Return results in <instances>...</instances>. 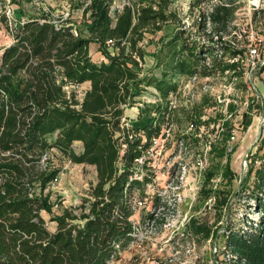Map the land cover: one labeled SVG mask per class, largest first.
Wrapping results in <instances>:
<instances>
[{
	"label": "trees",
	"instance_id": "16d2710c",
	"mask_svg": "<svg viewBox=\"0 0 264 264\" xmlns=\"http://www.w3.org/2000/svg\"><path fill=\"white\" fill-rule=\"evenodd\" d=\"M113 1L93 0L88 36L73 24L53 22L46 14L25 19L19 17L21 6L14 11L18 19L14 40L0 58V264H109L118 257L135 239L131 194L144 190L148 183L146 175H137L136 162L154 138L166 134L165 124L175 112L169 101L179 86L175 76L199 75V59L204 54L227 51L224 45L190 44L178 27L160 37L163 47L153 53L160 76L144 74L145 35L162 30L171 15L150 1L127 4L113 23ZM230 1L216 5L209 14L215 31L225 30L234 15ZM2 20L8 23L9 17L4 15ZM91 43H96L103 60L92 58ZM240 53L245 52L233 51L232 56ZM234 68L233 64L223 66L222 72ZM204 74L212 75L210 71ZM69 82H90V87L80 99L75 90L66 88ZM141 85L153 86L161 100L138 107L137 115L130 116L126 110L136 106ZM250 124L251 117L244 127ZM231 136L227 132L223 143L228 144ZM227 148L214 143L209 153L218 159L226 157L228 165ZM51 149L74 163L93 165L97 172L87 212L54 216V230L42 212H52L46 189L58 177V170L50 162L39 167ZM248 161L236 198H246L249 210L260 217L256 221L246 213L240 227L229 220L227 227H221L230 254L223 264H264V137ZM229 170L225 179L231 181ZM215 174L207 173L208 179ZM207 191L225 204L235 192L223 197L222 188ZM189 228L205 237L219 232L194 219Z\"/></svg>",
	"mask_w": 264,
	"mask_h": 264
},
{
	"label": "rangeland",
	"instance_id": "374dc122",
	"mask_svg": "<svg viewBox=\"0 0 264 264\" xmlns=\"http://www.w3.org/2000/svg\"><path fill=\"white\" fill-rule=\"evenodd\" d=\"M15 1L0 0V58L4 49L13 43L18 24L14 11L19 6L23 11L20 18L46 14L53 22L73 24L78 31L89 35L87 23L93 0ZM149 1L156 8L162 5L171 19L162 24V30L145 35L142 44L148 54L141 63L144 74L160 76L153 53L163 47L160 37L171 35L178 27L185 32L184 37L190 44L224 45L227 51H218L213 56L204 54V58L199 59L197 79L175 76L179 86L169 96L175 112L165 124L166 134L152 141L151 147L136 162L137 175L141 178L146 175L148 183L144 190L137 189L130 197L134 206L135 239L109 264H223L230 254L223 236L225 228L221 227H227L228 220L240 227L245 223L246 213L249 219L258 221L260 217L254 209L249 210L246 198L236 197L248 169V156L255 152L264 137V70L258 66L259 62L264 65V0H232L234 15L227 28L220 31L213 29L208 16L216 5L230 0H114L110 8L113 23L125 5ZM4 15L9 17L8 23L2 20ZM168 40L166 38L164 43ZM254 48L258 49V54L251 56ZM164 50L166 53L168 46ZM241 50L245 53L232 56L233 51ZM98 52L96 43H92L90 54L95 61L104 58ZM232 64L234 69L222 72L223 66ZM205 71L212 75L204 74ZM65 85L69 91L75 90L78 98L83 97V84L69 82ZM160 100L153 86L141 85L135 97L136 106L128 108L126 113L136 116L138 107ZM249 117L251 124L244 127ZM229 131L232 136L228 144H224L222 138ZM214 143L229 148L228 165L226 157L218 159L209 153ZM75 144L77 149L81 147V143ZM231 148L235 149L229 152ZM49 162L58 170V177L46 189L52 212L43 211L42 215L48 227L54 230V216L65 212L81 216L87 212L97 172L95 166L74 163L56 149L42 157L39 167L44 168ZM228 170L232 172L231 181L225 179ZM215 171L208 179L207 173ZM210 187L222 188L223 197L235 192L229 204H225L207 191ZM192 219L207 224L212 231L219 228L218 234L213 236L212 232L205 237L193 233L189 228Z\"/></svg>",
	"mask_w": 264,
	"mask_h": 264
},
{
	"label": "built area",
	"instance_id": "2783aa9c",
	"mask_svg": "<svg viewBox=\"0 0 264 264\" xmlns=\"http://www.w3.org/2000/svg\"><path fill=\"white\" fill-rule=\"evenodd\" d=\"M108 44H113L112 40H109V41H108ZM257 54H258V49H257V48H254V49L251 50V56H256ZM193 78H194V79H197L198 76H197V75H196V76H193ZM153 141H157V138H154ZM138 160H140V158L137 159V161H138Z\"/></svg>",
	"mask_w": 264,
	"mask_h": 264
},
{
	"label": "crops",
	"instance_id": "0c3cea01",
	"mask_svg": "<svg viewBox=\"0 0 264 264\" xmlns=\"http://www.w3.org/2000/svg\"><path fill=\"white\" fill-rule=\"evenodd\" d=\"M92 44V43H91ZM91 44H90V47H91ZM98 53H100V52H98ZM104 57V56H103ZM104 58H101L99 61H101V60H103ZM95 60V59H94ZM83 86H84V88H85V90L86 89H88L89 87H90V82H86L85 84H83ZM77 143H79V142H77Z\"/></svg>",
	"mask_w": 264,
	"mask_h": 264
},
{
	"label": "water",
	"instance_id": "95a60500",
	"mask_svg": "<svg viewBox=\"0 0 264 264\" xmlns=\"http://www.w3.org/2000/svg\"><path fill=\"white\" fill-rule=\"evenodd\" d=\"M241 182H242V179H241V181H240V185H239V188H238V190H239V189H240V187H241ZM238 190H237V191H238ZM235 194H236V193H235ZM234 196H235V195H234Z\"/></svg>",
	"mask_w": 264,
	"mask_h": 264
}]
</instances>
